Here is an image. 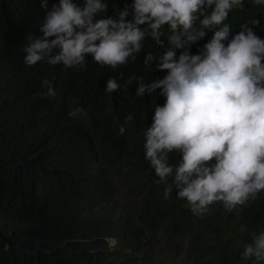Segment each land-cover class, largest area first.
<instances>
[{
  "label": "clouds",
  "instance_id": "1",
  "mask_svg": "<svg viewBox=\"0 0 264 264\" xmlns=\"http://www.w3.org/2000/svg\"><path fill=\"white\" fill-rule=\"evenodd\" d=\"M257 5L264 0H0V130L7 132L0 152L18 166L37 139L58 165L76 149L92 163L98 158L94 140L80 141L90 130L20 77L19 47L28 66L47 59L84 70L109 96L127 92L126 107L141 105L153 119L143 132L144 158L156 183L172 178L193 214L216 202L231 212L255 201L264 193V25L249 20ZM174 150L182 154L177 165L169 163ZM55 177L32 180L33 208L0 197L6 249L32 264L44 253L55 264H94L100 251L116 258L112 264L143 263L129 247L132 225L118 203L77 188L62 192ZM52 202L78 253L56 256L64 243L50 221ZM254 218L242 258L264 262V210Z\"/></svg>",
  "mask_w": 264,
  "mask_h": 264
},
{
  "label": "trees",
  "instance_id": "2",
  "mask_svg": "<svg viewBox=\"0 0 264 264\" xmlns=\"http://www.w3.org/2000/svg\"><path fill=\"white\" fill-rule=\"evenodd\" d=\"M250 15L249 20L256 19L264 25V6L257 5ZM13 52L19 61L20 77L90 130V133L80 131V141L83 137L94 140L98 158L92 163L76 149L69 154V163L63 158L62 165H58L57 161L49 159L50 147L34 139L36 152L29 150L17 166L6 160V149L2 146L0 197L14 198L25 207L33 208L32 180L41 175L56 176L55 185L62 192L70 188L95 192L112 198L121 206L132 225L129 247L141 253L142 264H264L254 258H242L243 247L256 230L255 213L259 208L264 210V193L231 212L216 202L203 215L193 214L187 201L177 198L179 190L171 177L164 183H156L159 177L145 160L143 147V132L153 119L144 116L141 105H124L129 98L127 92L111 97L102 81L89 79L84 70H66L62 64L50 65L47 59L28 66L22 60L19 47H14ZM56 52L54 49L53 54ZM50 87L55 91L54 96L47 95ZM129 115L132 119L126 121ZM121 127L125 128L123 134L119 131ZM0 132L7 135L6 131ZM24 151L26 153L25 148ZM181 160L180 152L169 153L170 164L177 165ZM168 187L171 191L165 199L164 191ZM56 207L57 203L52 202L50 221L62 231L64 243L56 256L78 253V245L72 238L68 239ZM115 261L113 255L100 251L94 264ZM0 264L32 263L24 253L6 249L0 238ZM40 264H55L53 254L44 253Z\"/></svg>",
  "mask_w": 264,
  "mask_h": 264
}]
</instances>
